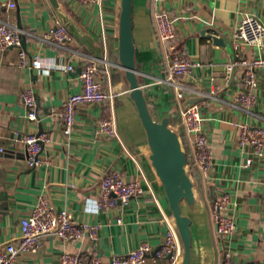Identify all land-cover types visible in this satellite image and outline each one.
<instances>
[{"label": "crops", "instance_id": "0c3cea01", "mask_svg": "<svg viewBox=\"0 0 264 264\" xmlns=\"http://www.w3.org/2000/svg\"><path fill=\"white\" fill-rule=\"evenodd\" d=\"M61 1L89 36L94 49L102 48L110 62L100 69L103 84L115 95L112 101L79 107L76 131L66 140L62 109L69 96L80 92L81 62L94 53L75 36L68 49L44 40L45 33L60 25L49 0H0V22L17 29L21 24L27 38V55L39 56L44 63L41 70L23 67L16 49L0 51V150H5L0 156V248L18 241L20 220L42 196L57 211L68 209L77 221L101 223L98 239L64 241L46 237L40 252L23 255L17 264H59L62 253L86 257L99 254L109 264L114 256H125L141 244L160 247L166 230L161 221L172 212L150 162L147 133L130 97L129 84L124 71L116 66L122 0H105L102 8L76 0ZM165 7L177 18V35L173 42L163 45L156 30L159 3L134 0L133 38L139 85L153 118L161 121L169 117L171 126L179 130L189 161L191 147L180 125L179 110L200 106L208 118L205 125L215 161L209 181L199 171L192 172L197 201L183 210L193 221L190 264H222L227 250L234 264H264V155L246 166L249 151L241 149L239 142L242 124L264 127V67L257 71L251 112L234 106L236 95L243 91L241 71L232 77L225 69L234 52L230 44L233 31L246 17H259L264 22V0H169ZM211 34L223 35L226 44L214 43ZM185 52L198 66L191 76L178 79L188 88L185 99L178 103L175 89L166 83L167 66L173 56ZM243 55L252 60L264 56V50L246 47ZM68 66L73 71L67 72ZM26 88L37 93V122L27 118L23 104ZM113 113L118 137H100V121ZM40 131L48 133L51 140L41 153L44 162L32 169L26 164L22 139ZM114 170L122 172L128 181L144 178L145 193L126 206L119 202L111 210H100L99 180ZM225 192L230 194V213L237 221V230L231 238L221 240L216 235L212 208ZM148 264L173 261L166 258ZM176 264H182V260Z\"/></svg>", "mask_w": 264, "mask_h": 264}, {"label": "built area", "instance_id": "2783aa9c", "mask_svg": "<svg viewBox=\"0 0 264 264\" xmlns=\"http://www.w3.org/2000/svg\"><path fill=\"white\" fill-rule=\"evenodd\" d=\"M64 1L70 2L73 0ZM76 1L82 5L95 4L101 8L105 3V0ZM168 1L156 0L160 5L156 13V30L163 45L173 42L177 35V18L165 7ZM233 32L232 45L235 60L225 64V69L228 75H232L237 70L241 71L243 91L236 95L234 106L241 111L251 112L255 104L254 90L257 82V71L259 68L264 67V56L259 55L250 60L243 55V49L249 47L255 50H264V22L259 17H246ZM22 35H25L23 29H17L9 23L0 22V51L16 49L21 66L28 65L35 70L44 69V63L39 56L29 58L27 52L23 50ZM43 36L45 41L62 49H68V45L73 42V36L62 25L56 26ZM197 66L198 64L186 52L171 58L167 66L168 77L166 83H169L175 89V98L178 103L185 99L186 90H188L178 79L191 76ZM66 71H73V67H66ZM80 72L81 90L68 97L61 113L63 136L66 140H70L76 131V117L79 107L103 104L112 101L115 95L114 90L105 89L99 61L96 57H84ZM23 92V104L27 111V118L30 122H37L39 119L37 93L33 88H26ZM179 112L180 125L184 128L185 139L191 147V160H188L190 173L199 171L202 178L209 181L214 170L215 161L213 160L210 135L205 125L208 118L204 116L201 107L198 105H192L185 109L181 107ZM98 127L100 137L108 139L118 137V127L114 113L102 118ZM50 140L49 134L45 132L27 134L23 137L22 141L27 154L26 164L29 168H39L44 162L41 153ZM181 140L186 146L184 138H181ZM239 142L241 149L249 151V156L245 160L246 166H252L256 160L261 159L264 155V127L242 124L239 127ZM1 152H5V150L2 149ZM142 181H144V178L128 181L122 172L117 170L105 174L99 180L98 208L100 210H111L119 202L122 205H128L133 198H138L145 193L144 182ZM230 204L231 198L227 192L223 193L213 204L212 216L217 224L216 235L221 240L231 238L237 230V221L230 213ZM20 222L21 236L17 242L6 244L0 248V264H17L19 258L23 255L40 252L46 237H54L64 241H79L85 238L97 241L102 228L101 223L91 224L75 220L68 209L57 211L52 203L42 196L30 212L22 217ZM119 222L122 223V220ZM161 223L164 224L166 230L160 247L154 248L144 243L125 256H114L109 260V264H148L150 261L170 257L173 264L180 262L184 256L183 242L175 219L173 216H164ZM59 258V264H106L105 259L99 254L86 257L82 254L62 253ZM222 264H234L230 251H225Z\"/></svg>", "mask_w": 264, "mask_h": 264}, {"label": "water", "instance_id": "95a60500", "mask_svg": "<svg viewBox=\"0 0 264 264\" xmlns=\"http://www.w3.org/2000/svg\"><path fill=\"white\" fill-rule=\"evenodd\" d=\"M62 25L73 37L75 36L94 53L99 61V68L104 69L110 62L106 60L101 47L94 49V44L74 17L68 13L61 0H49ZM133 3L134 0H122L119 24V61L116 66L124 71L129 84L130 97L138 109L142 125L145 127L148 145L151 148L150 162L156 171L169 201L172 216L175 219L178 232L183 242L182 264H190L193 245L192 218L184 215V206H194L196 199V181L189 170L188 154L181 140L179 131L171 126V118L157 121L153 118L143 89L139 85V71L136 67V52L133 38ZM23 29L22 25H19ZM214 43L222 46L226 39L222 35L209 36ZM27 38L22 35V48L26 50ZM231 48L233 50V45ZM234 51V50H233ZM235 60L233 52L232 60ZM235 72L232 74V77ZM41 133V131H40ZM4 154L0 150V156ZM7 209V207H6ZM0 211H2L0 207ZM1 213V212H0ZM171 259V257H170Z\"/></svg>", "mask_w": 264, "mask_h": 264}]
</instances>
